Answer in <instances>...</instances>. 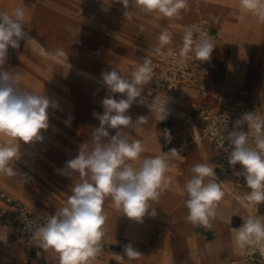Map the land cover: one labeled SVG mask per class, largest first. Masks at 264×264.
Instances as JSON below:
<instances>
[{
    "label": "rangeland",
    "instance_id": "obj_1",
    "mask_svg": "<svg viewBox=\"0 0 264 264\" xmlns=\"http://www.w3.org/2000/svg\"><path fill=\"white\" fill-rule=\"evenodd\" d=\"M212 1L221 3V9L226 13L225 18L209 16L204 12L198 0H188V2H194L198 5V12L188 9L181 10L184 13L197 16V20L200 16H203L206 19L205 21H208L209 25L213 26L219 34L222 48L215 47L212 56L221 60L215 58L217 69L212 67L206 79L210 102H213L215 94L234 92L241 95L242 92L246 91L252 102L254 101L256 105L264 107V98L261 100L254 99L253 87L255 82L247 81L251 73H256L259 78L264 80V76H262L264 74V23L258 22L257 18L251 14L241 13L239 11V0ZM37 2L36 4L34 2L33 6H28L31 8L30 12L34 15V21L32 22L34 29L43 32L49 30L48 33L46 32L45 43H48L47 38L49 37L47 36L50 35L49 40L53 46L62 48L68 59L58 60L45 55L40 45L42 42L38 41L40 44L34 42V54L25 50L28 57L32 59L34 70L26 67L25 63L19 65L17 71L4 66L5 70L20 74L22 88L32 92H44L58 104L57 108L49 109V128L42 130L43 140L31 144L20 142L21 157L15 162L14 167L23 175L26 182H22L20 176H7V179L1 182L9 190L32 202L39 200L40 197L39 194H32V188L44 194L57 195L58 190L63 185H68V189L72 194V187L80 182L78 175L62 174V170L65 169L68 160L74 159L78 155L82 144L86 143L89 150L91 149L93 131L99 127V121L94 118L93 113H103L101 104L95 99L96 86L93 80L85 75L84 71L86 69L93 70L101 75L103 71L112 70V59H119L120 62L126 60L127 63L135 60L137 50H143L139 57L140 62L143 63L144 58H150L156 53L155 49L159 44L158 37L163 30H168L172 34V43L165 45L161 50L183 43V34L188 26L186 23L181 30L179 29L178 34L174 33L175 26H179L176 18H164L158 12L142 13L135 6L134 0L131 2V20L125 19L123 15L124 6L118 0H38ZM22 4L26 3L23 0H0V10L11 13L13 8L21 7ZM35 5L36 9L34 10ZM25 12V26H27L32 14L26 10ZM191 23H194V21ZM54 29L57 31L54 32ZM141 29L143 31H140ZM248 60H251V67L245 66V62ZM243 69H245V75L229 73L230 71ZM130 77L131 73L128 78ZM102 93L105 97L109 95L106 87H102ZM112 95L116 99L121 98L115 96V94ZM200 102L196 100L184 102V107L177 110L180 111L178 113L185 125L184 116H189L190 110L198 106L197 104ZM148 105L135 102L128 110L126 114L131 115L133 123L139 116H146L148 120L147 123L140 126L141 130L139 132L128 128L125 130V134L132 139L141 140L144 145L149 142L152 148H159L161 146L160 138L162 137L159 128L167 122H157ZM176 116L179 115L172 113L168 116V118H172L169 125L174 124ZM176 126V129H178L179 126L177 124ZM107 130L110 136L115 135L117 131L111 128ZM197 131L199 132V126ZM169 132L174 133L176 130L174 132L169 130ZM182 138V136H179L180 141ZM194 146V142L189 145L187 156L184 159L186 162H184V166L189 168L190 159H198V152L195 151ZM142 157H144L143 154ZM216 173L220 177H224L222 174ZM224 179L230 181L231 184L234 183L232 177L228 176ZM231 184L230 186H232ZM238 190L242 193L249 191L247 187ZM1 195L5 194L0 189ZM61 197L58 196V199L63 200ZM23 198L19 199L29 205ZM63 206L65 205H51L39 210L45 211ZM160 208L161 210L156 211L157 215L155 217L146 215L143 218V223L133 227H131L128 219L114 222L117 234L111 235L114 238L113 243L120 244V249L123 252L126 245L132 244L134 249L141 253L140 257L134 261L127 260L125 256L122 264H144V257L151 250L164 252L166 250L164 239L160 237L163 229L165 230L163 236H169L174 246L169 248V251L173 250L171 264H180L187 256H201L202 254L212 257L214 259L213 264H222L228 259L236 260L240 258L243 249L236 247L232 253L226 250L228 243L233 241L232 229H229L227 224L219 220L218 217L214 221H210V228L193 226L185 219L188 215L185 200H179L170 208L162 204ZM249 208L253 211H260L261 216L264 217V203L258 205L257 209L254 207ZM180 210L186 216L183 221L174 222L176 215L181 212ZM220 214L218 213L217 216ZM0 227H2L1 224ZM181 232L188 236L189 240L191 236L193 237L196 248L202 245V240L196 237V234L203 236V246L199 252L186 251L182 239L179 237ZM192 233H194V236ZM8 234L9 230L6 240L0 241L1 246H16L22 250H28V253L24 252L28 258L34 260L37 257L51 253L53 257L55 256L54 258L43 259L39 264H59L56 253L51 250L45 252L43 249L23 246L9 238ZM106 237H109V235L104 236L102 239V249L105 248L107 242H111ZM169 253L166 252V256L162 257L163 260L167 259ZM223 254L226 255L227 259L221 256ZM96 260L104 264H117L111 261L108 262L104 258V252ZM19 261L17 258L10 259L4 256L1 257L0 264H21ZM24 262L28 264V260ZM195 264L197 263L195 262ZM260 264H262L261 261Z\"/></svg>",
    "mask_w": 264,
    "mask_h": 264
},
{
    "label": "clouds",
    "instance_id": "obj_2",
    "mask_svg": "<svg viewBox=\"0 0 264 264\" xmlns=\"http://www.w3.org/2000/svg\"><path fill=\"white\" fill-rule=\"evenodd\" d=\"M118 2L124 6L125 19L131 20L132 0ZM134 3L142 13L158 12L169 19L179 18L181 10L188 6V0H134ZM239 11L264 23V0H239ZM25 17L23 7H15L11 13L0 11V175L20 176L24 183L26 179L14 167L21 157L20 142L42 141V130L49 128V109L58 107L57 102L44 92L22 88L19 73L4 69L9 47L19 49L21 40H26L27 44L36 41L24 31ZM158 40L157 53L172 43V34L163 30ZM214 48L212 37L206 34L196 37L194 29L189 28L184 33L179 56L182 62L193 57L205 62L211 58ZM50 55L68 59L62 48H57ZM101 77L109 95L101 102L103 113H93L99 127L93 131L92 147L89 150L86 143L82 144L78 155L68 160L62 170V174L78 175L80 182L72 187L66 205L32 231L39 247L45 252L51 250L56 253L59 264H93L102 254L101 241L108 219L105 201L110 200L116 210L136 222L142 223L146 215L155 217L157 213L152 202L159 201L172 181L167 175L173 167L169 154L171 157L179 156L177 149H171L164 155L142 157L147 151L145 145L125 134L128 128L139 132L140 126L147 123L146 116L137 117L133 123L131 115L126 113L154 78L152 60L144 58L143 63L132 69L130 78H125L116 68L103 71ZM116 93L123 96L116 99L112 95ZM139 103L144 104L145 100L141 98ZM167 104L155 96L148 105L157 121H165L170 115ZM245 124L249 129L247 132L241 127ZM108 128L116 129V134L110 136ZM225 130L222 128L220 131L219 142L222 144L227 139L230 143L228 163L233 168L237 164L242 166V172L236 175H242L249 189L242 200L257 209L264 203V119L255 112L246 113L235 122L227 136L223 135ZM164 137L171 142L168 130L164 131ZM216 167L209 162L196 164L191 169V179L184 186L188 209L185 219L193 226L210 227V221L218 214L225 192L222 183L217 182ZM256 213L241 217L242 225L232 229L237 248L251 247L264 251V217ZM0 230V241H4L8 229L5 226ZM140 255L132 244L124 247V256L114 253L117 264H122L125 256L127 260L134 261Z\"/></svg>",
    "mask_w": 264,
    "mask_h": 264
},
{
    "label": "crops",
    "instance_id": "obj_3",
    "mask_svg": "<svg viewBox=\"0 0 264 264\" xmlns=\"http://www.w3.org/2000/svg\"><path fill=\"white\" fill-rule=\"evenodd\" d=\"M23 1L26 4H22L21 7H23V8L26 7L27 9L26 8H24V9L28 12L31 11V8L28 6H30V5L33 6L34 2H35V4L38 3L37 2L38 0H23ZM35 9H36V5H35L34 10ZM31 14H32L31 19L28 20L27 26H25L24 28L27 30L28 33L31 34V36L33 38L35 37V39H37L40 43L42 42V44H44L46 34L48 33L49 30H47L46 31L47 33H46V32H43L41 30L34 29V24L32 23L34 21V15H33V13H31ZM182 19H184V18L183 17L176 18L177 23H178V20L180 21ZM199 19L206 20L203 16H200ZM174 23H176V22H174ZM178 25L180 26L179 23H178ZM179 26H175V28L173 29L174 33H177L178 31L181 30L182 27L179 28ZM53 31L55 32L57 30H53ZM50 33H52V32H50ZM34 34H35V36H34ZM210 37H212V40H213L215 47H221L220 40H219V34H218L217 30L211 25H210ZM56 43H54V44H56ZM179 44H183V43H179ZM179 44H177V45H179ZM176 46L169 47V48L163 49V50L173 49ZM17 50L18 51L14 50L12 52V54L8 53V57H9L8 61L11 62L8 65V68H10L14 71H17V67L19 65H23V63H25L26 67H30L31 69L34 70V64L31 62L32 59H30L28 57V55L26 54L27 52L25 53V50H27V51L32 52V54H34V41L29 42L28 44H27L26 40L20 41V47ZM226 55H227V53H226ZM215 58L218 60H221V59L211 55V60L214 64V67H215V69H217V62L215 61ZM123 61H124V62H122V68L123 69L121 68L122 69L121 73H125V74L129 75L131 73L132 69H131L130 65L127 62H125L126 60H123ZM123 65H124V67H123ZM115 68L117 69V71L120 72L119 68H117V67H115ZM84 72H85V75L89 79L93 80V83L96 86V88H95L96 89L95 99L99 104H101L102 100L105 98V95L102 93V87H105V86H104V83L102 81L101 75H99L96 71H93V70H87L86 69ZM258 79H259V77L256 75V73H254V74L251 73L250 77L247 81L248 82H251V81L255 82ZM203 87L206 89H209L207 86V81L204 82ZM144 88L146 90L147 85ZM181 89H179L177 91H180ZM145 90H143L142 94L145 93ZM98 91H100V92H98ZM177 91H174V92H177ZM188 91H189V93L181 95L179 97V99L177 101H174L171 105L168 104V106L173 110V113H177L179 115V116H176V118H174L176 121V124L179 126V128L176 129V132H174V133L169 132V122L172 118L171 119L167 118L165 120L167 123L164 124L165 127L161 125L159 128V133L162 135V137L160 138L161 146L159 148H152L149 145V142H147V144L145 145L147 151H145L143 153L144 157L164 155L166 152L170 151L171 149H177L179 152V156H177V157H171L169 154V159H170L173 167H171V169H170L169 173H167V175L171 176L172 181H171L170 186L162 193L159 201L158 202H152V207H154L156 211L161 210L160 206L162 204H165L168 208H170L171 206L175 205L179 200H186L187 194H186L184 186L187 183V181L191 179V177L193 175V173L191 171L193 166H195L198 163H208L209 162L212 164V162L215 160L213 151L216 149L213 147V145H211L212 150L211 149H210L211 151L209 150L210 153H208L202 145L201 151L195 150L196 152H198V159L197 160H190V168L184 166V162H185L184 159L187 156V151L189 150V145H191V143L193 142V136H192L193 128H190V126L185 125L183 123L182 118L179 114L180 111H177V110H180L184 107L183 106L184 102H188V101H192V100L201 101L199 104H197L198 105L197 107L209 105L206 101H204V98L201 97V93H200L199 89H197L195 91L194 89L190 88V90H188ZM174 92H172L171 94L166 96V98L171 96ZM197 94H198V97H197ZM115 96L122 97L123 94L116 93ZM238 98H240V97H238ZM240 99L243 100L242 98H240ZM193 113H194V110L191 109L189 115H191ZM165 130H168V132L171 135V142L170 143L164 137V131ZM179 136L183 137L181 139V141L179 140ZM219 174H221V173H219ZM222 176L228 177V175H226V174H222ZM224 177H220V175H217V173H216L217 182L222 183V187H223V190L225 192V195L222 199V206H223L224 211L219 216H216L215 219H217V217H218L219 220H221L223 223L227 224V227L229 229H233L235 227H240L242 225L243 221H242L241 217H246L250 214H249V209L247 208V206H245L243 203L239 202V200H242V196L244 193H242L240 190L235 189L234 183L231 184L230 181H228L227 179H224ZM6 179H7V176L0 175V189L3 190V193L9 197H12L13 199L20 200L21 198H23V197L17 195L16 193H14L13 191L9 190L8 188H6L3 184H1V182H4V180H6ZM230 184L232 186H230ZM68 188H69L68 185H63V187H61L58 190L57 195L44 194V193H41L39 190H37V189L34 190V188H32V190H31L32 194L36 193V194L40 195L39 200H36L35 202L29 201V200L24 199V198H23V200H25L34 210L43 209V208H46V207L51 206V205H56V206H62V204L66 205L67 199L71 195L70 190ZM228 190L235 192L237 195V198L234 196H231V194H229L227 192ZM58 196H62L61 198L63 200H59ZM239 197H240V199H239ZM111 204L112 203L110 200L105 201V204H104V210L108 216V219H107L106 225H105V228H106L105 236L109 235V237H106V239L111 241V242H107L105 248H103L102 251L104 252V258L106 260H108V262L111 261L113 263H117V261L114 257V253H117V254L124 256V252L120 249V244L113 243L114 238H112L111 235L117 234V229L115 227L114 222L117 220L128 219L130 221L131 227L138 225L140 222H136V221L122 215V213L119 212L118 210H116L114 208V206H112ZM0 206H1V200H0ZM180 211L181 212H179L176 215L174 222L183 221L184 217L186 216V214L182 213V210H180ZM215 219H213L212 221H214ZM8 230H9V234H8L9 238L13 239V230L12 229H8ZM164 231H165L164 229L161 231L160 237L164 239V244H165L166 250L164 252H158L156 250H151V252L154 253L158 257L166 256V252H170L169 248L174 247L173 242L171 241L172 239H170L169 236H163ZM0 232H2V230H0ZM196 235H197L196 237H198L200 240H202V245L199 248L195 247L194 242H193V240H194L193 237H190V240H189V237L186 236L185 234H179V237H180V239H182V243H183L184 247L186 248L187 252L189 250H190V252H199L200 249L202 248L203 236H201L199 234H196ZM228 244L230 245V242ZM24 251L26 253H28V250L24 249ZM172 252H173V250H172ZM221 256H224V258L227 259L226 255L223 254ZM1 257H3V256L0 255V259H1ZM54 257H51V258H54ZM167 257H168V254H167ZM51 258H45V259L47 260V259H51ZM228 260H233V259H228ZM221 261H222V257H221ZM227 261H224L222 264H224ZM257 263L260 264V260H258L256 263H252V264H257ZM180 264H195V260H194V258H190V256L189 257L187 256V258L185 260H183Z\"/></svg>",
    "mask_w": 264,
    "mask_h": 264
},
{
    "label": "built area",
    "instance_id": "obj_4",
    "mask_svg": "<svg viewBox=\"0 0 264 264\" xmlns=\"http://www.w3.org/2000/svg\"><path fill=\"white\" fill-rule=\"evenodd\" d=\"M186 9L193 12H198L199 10L198 5L194 2H188ZM189 28L194 29L196 37L205 34L210 36L209 24L204 19H199L197 22L189 24L186 30ZM181 47L182 44H179L173 49L156 52L155 55L149 58L153 63L154 78L147 85L145 93L141 96L145 100L144 104H151L155 96H159L166 101V96L181 89L183 86H196L200 90L202 98L209 96L207 89L202 86L206 81L208 72L214 67L211 58L208 61L201 62L193 57L182 62L179 56ZM214 97L219 101L217 106H195L193 114L184 116V122L190 128L198 125L199 135L209 140L219 152L215 172L232 177L235 188L237 190L242 189L247 186L242 175H236V173L242 172V166L237 164L233 168L229 165L228 154L231 151V145L227 139H224L222 144L219 142L220 131L222 128L226 129L223 135L227 136L228 132L233 130L235 122L238 119H242L246 113L255 112L256 115L264 119V108L248 104L240 100L238 96L228 92L215 94ZM141 98H138V103ZM167 108L171 115L173 110L168 104ZM241 127L245 132L249 131L246 124ZM251 139L252 137L250 136V141ZM194 140H196L195 136ZM0 200L1 226H6L8 229L13 230V240L16 243L30 248L41 249L38 240L32 236V231L43 225L47 218L54 215L60 208L45 211L34 210L23 201L13 199L7 195H1ZM260 257H263V251L260 248L249 247L242 250L239 259L228 260L224 264L256 263Z\"/></svg>",
    "mask_w": 264,
    "mask_h": 264
},
{
    "label": "bare ground",
    "instance_id": "obj_5",
    "mask_svg": "<svg viewBox=\"0 0 264 264\" xmlns=\"http://www.w3.org/2000/svg\"><path fill=\"white\" fill-rule=\"evenodd\" d=\"M200 1L201 5H202V8L204 10L205 13H207L209 16L213 17V18H217V17H223L225 18V14L224 13V10L221 9L222 5L221 3L219 2H216V1H212V0H198ZM200 5V6H201ZM1 11V10H0ZM226 12V11H225ZM181 17H183L184 19L180 20L178 23H180V25H182V28L186 25V23L189 25L191 22H197V16H193V15H190L188 13H184L181 11L180 13ZM197 20V21H195ZM211 20V19H210ZM190 21V22H189ZM35 22H37L35 20ZM34 22V23H35ZM189 22V23H188ZM208 24H210L208 21H206ZM210 26V25H209ZM25 27V26H24ZM181 28V29H182ZM55 30V29H54ZM24 31L27 32V30L24 28ZM28 33V32H27ZM181 33V32H180ZM182 34V33H181ZM29 37L36 40L34 41L35 43L37 44H40L38 42L37 39H35V37L33 38L31 36L30 33H28ZM184 35V34H183ZM35 36V34H34ZM47 37L50 38V35H48ZM49 38H47V41L48 43H44V44H40L42 46V49L44 50V53L45 55L47 56H51L53 58H56L58 60H61L63 58H57V57H54L52 55H50V53L54 52L57 48L53 46L52 42L49 40ZM21 41H24V40H21ZM16 50L18 51L17 49H13L10 47V49L8 50V53H11ZM143 50H137L136 51V59L135 60H132L129 63L131 69H133L134 67L138 66L139 64H141L142 62H140V59L139 57L141 56ZM11 62L7 60L6 64H5V67H8V65L10 64ZM112 68H119L120 69V73L122 72V62L119 61V59H112ZM251 64V60H248L247 62H245V66L246 67H249ZM124 67V65H123ZM251 67V66H250ZM260 67V66H259ZM122 68V69H121ZM244 70H234V71H230L229 73H232V74H241V75H245L244 73ZM125 78H128L129 75L125 74V73H121ZM226 75H230V74H226ZM264 76V75H263ZM206 79H207V76H206ZM190 88L194 89L195 91L198 89V87L196 86H183L182 89L180 91H177L175 93H173L171 96L167 97L166 98V101L168 102V104H172L174 101H177L179 99V97L181 95H184L186 93H189L188 90H190ZM254 99L256 100H261L264 98V80H262V78H259L257 81H255L254 83ZM145 90V88H144ZM146 91V90H145ZM229 93H232L240 98H242L244 100V102L248 103V104H251V105H254L256 107H260V108H264L262 106H258L254 103V101L252 102L250 100V98L248 97V93L246 91L242 92L241 95L237 94V93H234V92H229ZM144 94V93H143ZM250 96V95H249ZM241 100V99H240ZM242 100V101H243ZM204 101H206L209 105H212V106H217L218 105V99H216L214 96H213V102H210V96L208 97H205L204 98ZM175 120V119H174ZM158 122V121H157ZM164 124V123H163ZM164 126V125H162ZM165 127V126H164ZM176 121L174 122V124H170L169 125V130L170 131H175L176 130ZM167 128V127H166ZM198 130V125L194 126L193 127V130H192V136H193V139H194V136L196 138V140H194V144H195V149L196 150H199L201 151L202 150V145L203 147L205 148V150L209 152V150L211 149L212 150V143L210 141H207L205 139H202L200 136H199V132L197 131ZM204 138V137H203ZM210 150V151H211ZM213 154H214V157H215V160L212 162L213 165H217V162H218V158H219V152L214 150L213 151ZM191 160V159H190ZM186 163V162H185ZM229 194H231V196H234L237 198V195L235 192L233 191H230L228 190L227 191ZM240 199V197H239ZM239 202L243 203L245 206H247L246 202L243 201V200H239ZM247 208L249 209V214H254L256 213V211H253L252 209H250L248 206ZM224 209H223V206H222V201L220 202L219 204V207H218V213H223ZM258 216H261V213L260 211H257L256 213ZM263 217V216H262ZM210 228V227H209ZM197 232V231H196ZM182 234V232L180 233ZM193 236H194V233H192ZM192 237V236H191ZM233 238V237H232ZM233 240V239H232ZM8 242V241H7ZM220 243V242H219ZM221 245V244H220ZM236 246L234 244V241L230 242V245L228 244L226 246V250L230 253L234 252ZM220 250V249H219ZM227 253V252H226ZM0 255H2L3 257H8V258H17L18 261L21 263V264H26L24 261H27L28 260V264H39L40 262H42L43 259L45 258H51L53 257V255L50 253V254H45L44 256H40V257H37L35 260L34 259H30L28 258L27 254L24 252V250H22L21 248L19 247H16V246H1L0 245ZM172 255H173V252L170 251L168 257L166 260H163L162 257H158L156 256L154 253L152 252H149L145 257H144V264H171L172 263ZM231 255V254H230ZM190 258H194L195 262L197 264H213L214 263V259L210 256H208L207 254H202L201 256H197V255H193V256H190ZM235 258V257H234ZM260 261L262 264H264V251H263V257H260ZM93 264H104V263H100L98 260H94L93 261Z\"/></svg>",
    "mask_w": 264,
    "mask_h": 264
}]
</instances>
